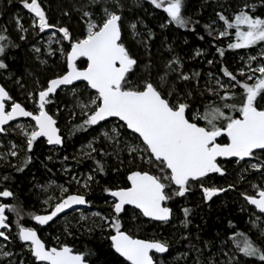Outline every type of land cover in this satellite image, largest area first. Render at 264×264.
<instances>
[{
	"label": "snow or ice",
	"instance_id": "6c2138e0",
	"mask_svg": "<svg viewBox=\"0 0 264 264\" xmlns=\"http://www.w3.org/2000/svg\"><path fill=\"white\" fill-rule=\"evenodd\" d=\"M21 2L25 9L34 14L30 27L38 28L39 32L56 29L62 34V40L70 42V50L65 51L63 46L59 49L65 56V70L48 78L35 92H28V98L33 101L31 110L16 100L4 85H0V133L7 134L13 130L25 138L23 167H27L32 160L27 153H31L40 138H46L49 145L64 143L55 114H50L48 110V105L53 102L51 97L57 90L77 81L84 83L86 91L94 90L95 94L88 96L85 102L73 88L76 105L81 115L86 117L77 127L85 128L106 122L109 118H117L122 123L111 129V135L108 131L102 135L115 145L117 158L121 152L126 151L133 161L148 166L130 167L122 185L104 189L112 198L110 215L94 213L100 217L102 224L112 230L107 238L116 253L130 264H163L162 260L156 258V254L166 253L169 243L160 239H142L126 229L123 217L129 211L126 206H134L131 211L135 213L139 210L138 215L141 217L167 223L173 215L172 208L167 206L168 202L176 197H185L194 186L198 185L202 189L205 200H211L218 193L235 187L234 184H228L226 188L204 186L209 174H225L223 162L230 158H236L237 164L245 165L240 180H244L245 173L251 170L260 173L261 182L251 185L256 190L255 194L242 195L247 203L264 213V160L257 155L258 152L264 154V63L258 62L253 68L251 65L258 61L257 56L248 57L247 71L241 68L234 73L228 67H223L220 70L222 77H212L214 85L206 84L200 89V73L185 72L183 61L177 55L163 61L161 66L154 64L149 54V62L143 64L139 72L134 71L141 66L138 55L131 49L124 34L125 4L122 0H88L81 7L74 5V10L81 14L80 19L84 23V31L80 36H74L67 25L50 23L41 0ZM150 3L167 13L169 24L181 28L193 25L192 30L195 31L194 25L198 21H192L183 14L184 0H150ZM260 4H264V0H260ZM95 5H103L99 13L89 10ZM258 6L255 3H243L230 15H225L223 11L217 12V19L204 27L209 36L227 37L231 41L227 44L228 49H245L257 45L264 47V16L255 14ZM218 22H222L220 29L213 27ZM138 23L144 22L141 20L127 25L133 37L146 35L148 40L154 38L155 33L151 29H147L146 33L137 31ZM144 27L147 28V25ZM17 28L21 33L28 32L19 17ZM6 33L7 29L0 30V69L5 70L8 68L4 59L6 49L18 46ZM55 34L53 32L52 35ZM199 38L203 39L202 36ZM20 39H26V35H21ZM137 43L143 44L144 51L150 53L147 41L141 39ZM216 50L221 56L224 55V48L217 46ZM34 51L39 53L40 49L34 48ZM168 51H174L171 45ZM49 53L55 55V50L49 48ZM195 55L200 56L201 51L197 50ZM259 57L264 59V51L259 53ZM80 58H86V66H79ZM207 63L212 64L213 61L208 60ZM238 76L243 79H238ZM223 77H227V81ZM193 81V88L186 86ZM181 84L185 87L181 88ZM237 88L241 90L239 93ZM194 92L201 98L203 111L196 106L197 97ZM206 93L215 99L204 103ZM21 117L30 118L33 123L15 126L9 123ZM128 130H131L129 138L122 140L123 133ZM133 140L137 143H133ZM121 144L123 147H120ZM88 148L90 151L85 153L86 156H91L93 152L112 154L103 148L98 150L91 143ZM6 155L18 156V146L12 143L9 153L0 154V158ZM95 163L97 172L107 174L101 160H95ZM23 167H18L17 171H23ZM94 179L89 174L83 186L87 188ZM57 187L60 194L49 196L44 201L51 211L32 216L39 225L48 224L73 205L90 203L84 194L70 193L62 185ZM0 198L15 199V194L4 188L0 191ZM7 211L15 213L18 239L27 242L34 264H88L85 253L74 251L66 244L48 246L36 228L20 223L23 209L18 203H0V229H4L0 230V237L4 240L10 239L7 230L11 225L6 222ZM182 211L185 217L182 223L187 226L191 209L185 207ZM231 241L235 242V251L232 255L225 253V264H241L239 253L264 261V246L246 234L234 233ZM11 256L13 253L5 251L4 246L0 245V258Z\"/></svg>",
	"mask_w": 264,
	"mask_h": 264
},
{
	"label": "trees",
	"instance_id": "16d2710c",
	"mask_svg": "<svg viewBox=\"0 0 264 264\" xmlns=\"http://www.w3.org/2000/svg\"><path fill=\"white\" fill-rule=\"evenodd\" d=\"M87 2V0H41L49 17V22L69 26L74 36H80L84 31V23L80 19L81 14L74 10V5L78 8ZM243 3L259 5L255 14L264 16V4H260V0H184L183 14L190 17L192 21H198L194 25L195 31H193V25L181 28L175 24H166V17L164 16L166 12L162 8H155L151 5L150 0H144L141 5L128 3V1L124 2L125 36L127 37L126 23L130 20L136 22L142 20L143 25H147V28H144V33L147 32V29H151L155 33L151 40H148L146 35L144 36L150 53L144 51L143 45L127 39V43L131 45V49L139 57L141 67L136 68L135 71L139 72L143 64L149 62L150 54L151 61L161 66L162 62L170 59L172 55L179 56L183 61L185 72L200 73V89L208 84V80L205 78V72L208 70L223 75L220 70L223 67H228L230 71L236 73L237 67L241 63L240 58L236 56L238 51L227 48V44L231 42L227 41V37L209 36L204 26L217 19V12L223 11L225 15H230ZM89 10L99 13L97 5L92 6ZM25 12L29 13L23 7L21 0H0V30L7 29V36L15 45H18L17 47L9 46L6 49L4 59L8 68L6 70L0 69V82L16 100L26 107H30L28 92H35L45 84L48 78L63 72L66 62L64 55L57 54L48 57L47 63L43 65L36 60L31 45L37 42L38 28L30 27V21L24 15ZM65 12L68 15H64ZM17 15L24 27L28 29L25 34L26 39H20L22 34L17 30L15 20ZM161 25L164 27L161 28ZM213 27L218 29V26L214 25ZM201 36L203 37L202 40L199 38ZM63 45L65 51L70 50L69 41L64 40ZM169 45L174 50L172 53L168 51ZM217 46L225 49L223 56L217 52ZM197 50L203 51V54L196 56ZM208 60H212L213 63H207ZM78 64L84 67L86 60L80 58ZM29 71L32 76H30ZM238 79L243 78L238 76ZM21 85H23V89H20ZM186 86L193 88L195 86L194 81ZM74 87L79 92L80 99L95 94L92 90L86 91L84 83H79L73 87L63 88L51 97L53 102L48 105V110L55 114L64 136L63 146L56 148L59 151L57 155L54 154V149L49 147L45 140L39 139L34 144L31 153H27L32 157L31 163L27 167H23L26 155L25 139L19 134H14L16 131L7 133V136L17 143L19 151L18 156L11 157L9 162H0V189L7 188L14 192L15 199L10 198L7 202L9 204L18 203L22 207L20 223L26 227L32 226L33 215L49 212L39 203L37 183L50 179L63 183L70 179L74 173L89 172L95 179L89 183L86 191H75L71 186L69 192H79L86 195L90 201L89 208L96 209L104 215H110L111 196L104 189L122 185L125 181V174L130 167L137 165L148 167L140 164L139 161H133L132 156L126 151L121 152L117 158L115 145L100 134L102 127L108 126L110 122L116 120L85 128L77 127L82 124L86 117L81 115V111L74 110L76 103L72 93ZM180 87L183 88L185 85L181 84ZM239 91L241 90L237 88L238 93ZM194 96L197 97L196 106L203 111L198 93L194 92ZM213 99L215 97L206 93L203 102L207 103ZM120 123L122 122H118V125ZM129 132L128 130V132L123 133L122 140L129 138ZM92 140L95 143V148L98 150L103 148L105 152L112 154L103 155L99 152H93L91 156H86L79 150V147L81 144ZM132 142L137 141L133 140ZM120 147H123V144ZM257 155L264 160V154L258 152ZM95 160H101L105 164L107 174L96 171ZM235 162L236 160L224 161L225 174L209 175L204 185L205 187L226 188L228 184H234V188L213 197L211 200H205L202 189L198 185L194 186L193 190L185 197H176L168 202L167 206L172 208L173 215L167 223L148 220L139 216L137 211L134 213L131 208H126L129 211L123 214L125 228L140 238L166 240L169 243V251L166 255L157 257L163 261V264H225L227 259L225 253L232 255L235 251V242L231 241V237L237 232L246 234L253 241L264 246V214L250 206L242 195V193L255 194L256 190L251 185L259 184L261 175L259 172L251 170L245 173L244 180H240L239 176L244 164L235 165ZM18 167H23V171H17ZM63 169H67V171ZM4 177L8 179L5 180ZM185 207L191 209L187 226L182 223L185 219L182 209ZM8 214L11 225L8 232L11 237L10 241L7 242V250L14 253L13 256L17 262L25 256L26 262L34 264V257L29 249L18 239L15 213L8 211ZM61 218L41 229L47 244L69 245L74 251L85 253L86 259L91 264H129L111 248V242L107 238L112 231L111 229H106L103 224H95L96 227L88 229L72 225L65 228L59 221ZM239 257L241 264H264V261L258 257H245L243 253H239ZM9 259H0V264H7Z\"/></svg>",
	"mask_w": 264,
	"mask_h": 264
},
{
	"label": "rangeland",
	"instance_id": "374dc122",
	"mask_svg": "<svg viewBox=\"0 0 264 264\" xmlns=\"http://www.w3.org/2000/svg\"><path fill=\"white\" fill-rule=\"evenodd\" d=\"M127 1H128V3H136L138 5H141V4L144 3V0H122L123 3L124 2H127ZM97 6H98L99 12H100L101 7L103 5H97ZM109 6L111 7V5H109ZM27 11H29V10H27ZM164 14H165L164 16L166 17V24H169L168 23V19L169 18L167 16V13H164ZM24 15L30 21V25H31L34 14H31L30 12L29 13L28 12H25ZM18 17H19L18 15L15 16L16 26H17V18ZM19 21H20V17H19ZM132 22H136V21L135 20H130L129 22L126 23V34H127V38H128L129 41H132V42L138 44L137 41L138 40H141V39L144 40V36H142V37H133L132 36L131 29L127 28V25L129 23H132ZM20 23L24 26V24H23L22 21H20ZM215 26H218V29H220L222 27V22L215 24ZM144 28L145 27H144L143 24H139V23L137 24V31H139L141 33H144ZM17 30H19V29L17 28ZM53 32L56 33L55 36L52 35ZM37 33H38L37 42H35L33 45H31V49L33 50V52L35 54L36 60L40 64H42V65L43 64H46V63H41V61H47L48 60V57H50V56L53 57L54 56V55H50L49 48H51L52 50H55V54H57V55H63L59 51V49L61 48V46H63V48H64V45H63V41L64 40L61 39V37H62V34L61 33H59L58 31H56V29H47L44 32H39V30L37 29ZM21 34L22 35H25V33H21ZM35 35H36V33H35ZM57 41H59V43H57ZM227 41H230V40L227 39ZM139 45H143V44H139ZM34 48H39L40 49V52L39 53L35 52L34 51ZM251 48L235 49V50L238 51V55H236V56H238L240 58V61H241V63H239L240 65L237 67L236 73L241 68H245V71H247L246 65L248 64V57L249 56H257L258 57V61L252 62V65L251 66L253 68H255L257 66V63L258 62L264 63V59H262V58L259 57V53L261 51H264V47H262L260 45H257V46H253ZM201 54H203V51H201ZM210 74H212V75H210ZM30 76H32V73L31 72H30ZM205 76H206L205 78L208 80V84L209 85H214L215 84V80L212 78L213 76L218 77V78L219 77H222V75H220L218 73H215L213 71H210V70H208V71L205 72ZM223 79L225 81H227L228 78L227 77H223ZM23 88H24L23 85H21V88L20 89H23ZM61 90H63V88ZM72 93H73V91H72ZM82 100H85V102H86V98H84ZM74 110H79L80 111V109L76 105V103H75ZM30 122L31 121H28V120H21V121L17 122L15 125L21 124V123H23V124H31ZM118 122L119 121L116 120V121L110 122L108 126L102 127L100 129V134L102 135L103 132L108 131L109 132V135H111L112 134L111 133V129L113 127H117L118 126ZM10 131H11V133L12 132L13 133L15 132L13 130H10ZM14 134H19L20 136H22L18 131H16V133H14ZM12 143H15L17 145V143L15 141H13L11 139V137H9L7 135H0V154H7V153H9V151L11 149V144ZM90 143L93 146L95 144L93 140L92 141H89V142H86V143H83L79 147V150H81V152H83V153L89 152L90 149L88 148V145ZM133 143H137V142H133ZM57 147L58 146H52L51 147V148L54 149L53 152L56 155H57V152H59L58 150H56ZM11 157H12L11 155H6V157L0 158V162L1 161L2 162H9ZM252 162H255V160H253ZM235 165H238V164L235 162ZM63 170H65V169H63ZM89 174H90L89 172L88 173H85V172L79 171L77 173H74L70 177V179H68L66 182H63V183L55 182L54 180H51V179L50 180H46L45 182L37 183L36 184V188H38V191H39V203L41 204V206H43V208L49 209L50 207L47 204H45L44 201L47 200L49 196H57V195H59L60 192H59V188L57 186H60V185H62L64 187H67L69 190H70V187L73 186V188H74L75 191H78V190H85L86 191L87 188H85L83 186V184H84V181H85V179L87 178V176ZM73 177H75V179H73ZM77 181H79V183H77ZM49 185H51V187H48ZM42 186H44V187H42ZM54 202L55 201H53V203ZM94 213H100L101 215H104V214H102L100 211H98L96 209H92V208H82V209H79V210H77L75 212H72L70 214H67V215L63 216L59 221H60L61 224H63V226H65V228H69L70 225H72V226H76V227L82 226L83 228L88 229V228H91V227H96V226H94L95 224L96 225H98V224L101 225L102 224V222L100 220V217L94 215ZM103 225L105 226L106 229H109L106 224H103ZM7 233L11 237V234L8 231H7ZM9 241H10V239L9 240H4V239L0 238V245H3L4 246V250L5 251H8L7 250V242H9ZM25 247H27V246H25ZM18 254H20V253H18ZM7 258H10L9 260H7V264H9V262H11V264H21V261L23 262V264H29V262H26L25 261L26 260L25 259L26 258L25 256H23L20 259L19 262L16 261V258L14 256L7 257ZM0 259L2 260V259H5V258H0Z\"/></svg>",
	"mask_w": 264,
	"mask_h": 264
},
{
	"label": "water",
	"instance_id": "95a60500",
	"mask_svg": "<svg viewBox=\"0 0 264 264\" xmlns=\"http://www.w3.org/2000/svg\"><path fill=\"white\" fill-rule=\"evenodd\" d=\"M85 60H86V58H84ZM79 83H83V82H80V81H77V82H74V84L73 85H68V86H61V89L62 88H67V87H73V86H75V85H77V84H79ZM0 85H3L2 83H0ZM6 88V87H5ZM7 89V88H6ZM61 89H58L57 91H59V90H61ZM8 90V89H7ZM9 91V90H8ZM92 91H94V90H92ZM26 120V119H30V118H26V117H21V118H17V120H15V121H12V122H9L10 124H12V123H15V122H17V121H19V120ZM110 120H118L117 118H109V120L108 121H110ZM107 122V121H106ZM102 123H105L104 121H102V122H100L99 124H102ZM58 126V125H57ZM59 127V126H58ZM60 128V127H59ZM60 130H61V128H60ZM129 131H131V130H129ZM61 135H62V133H61ZM63 136V135H62ZM64 138V137H63ZM40 139H43V138H40ZM45 140H46V138H44ZM52 146H63V144L62 145H52ZM228 160H236V158H230V159H228ZM227 160V161H228ZM209 175H212V174H209ZM0 191H2L1 189H0ZM223 193V192H222ZM222 193H218L217 195H219V194H222ZM85 197H86V199L88 200V197L85 195ZM1 199L2 200H8L9 198H0V203H6V202H1ZM89 201V200H88ZM250 205V204H249ZM250 206H252V205H250ZM88 207H90V203L89 204H84V205H73L71 208H69V209H66L65 210V212L64 213H61V214H59L58 215V217H56V218H54L53 219V221H50L48 224H46V225H40L41 227H45V226H47V225H49V224H51L52 222H54L55 220H57V219H59L60 217H62L63 215H65V214H67L68 212H72V211H74V210H77V209H81V208H88ZM126 207H134V206H126ZM253 208H255V206H252ZM256 209V208H255ZM258 212H260L258 209H256ZM139 211V210H138ZM261 213V212H260ZM43 214H47V213H43ZM43 214H41V215H43ZM262 214H264V213H262ZM6 215L8 216V211L6 212ZM145 218V217H144ZM146 219H148V220H151L150 218H146ZM8 221H9V216H8ZM8 221H6L7 223H9ZM34 222L36 223V224H38V222L37 221H35L34 220ZM159 222V221H158ZM39 225V224H38ZM0 230H4V229H0ZM38 232V231H37ZM39 234V233H38ZM2 238V237H1ZM140 238V237H139ZM4 239V238H3ZM42 239V238H41ZM142 239H144V238H142ZM43 240V239H42ZM23 242V241H22ZM24 244H27V242H23ZM69 246V245H68ZM69 247H71V246H69ZM72 248V247H71ZM113 249V248H112ZM114 250V249H113ZM168 251H169V249H168ZM167 251V252H168ZM114 252H115V250H114ZM167 252L166 253H164V254H156V256H164V255H166L167 254ZM116 253V252H115ZM117 255H119L118 253H116ZM120 256V255H119ZM121 257V256H120ZM122 259H124L125 261H126V259L125 258H123V257H121ZM127 263H129L130 264V262H128V261H126ZM40 263V262H39ZM88 264H91L90 262H88Z\"/></svg>",
	"mask_w": 264,
	"mask_h": 264
},
{
	"label": "flooded vegetation",
	"instance_id": "af4514ba",
	"mask_svg": "<svg viewBox=\"0 0 264 264\" xmlns=\"http://www.w3.org/2000/svg\"><path fill=\"white\" fill-rule=\"evenodd\" d=\"M1 83V82H0ZM10 92V91H9ZM11 94V93H10ZM29 103H30V107H26L25 105V107L26 108H29L30 110L32 109V107H33V101H32V99L30 98L29 99ZM50 112V111H49ZM50 114H52L51 112H50ZM22 120V119H21ZM21 120H19V121H21ZM24 120V119H23ZM26 120H28V121H31V119H26ZM19 121H17V122H19ZM17 122H15V123H12L11 125H15ZM108 122V121H107ZM30 123H33L32 121L30 122ZM57 125H58V123H57ZM59 126V125H58ZM62 133V132H61ZM1 135H7V134H4V133H0ZM63 135V134H62ZM64 137V136H63ZM25 139V138H24ZM43 140H45L44 138H43ZM46 141V140H45ZM49 145V144H48ZM49 147H52V145H49ZM58 147H61V146H58ZM225 161H227V160H225ZM228 161H232V160H228ZM1 190H4V189H1ZM10 199V198H9ZM8 199V200H9ZM8 200H2L1 199V202H6V203H8L7 201ZM111 200H112V198H111ZM126 208H131L132 209V207H126ZM44 209H46V208H44ZM49 211L51 210V208H49L48 209ZM137 212H139L138 210H136ZM39 214H43V213H39ZM68 214V213H67ZM66 215V214H65ZM8 216H9V214H8ZM64 216V215H63ZM9 221H10V218H9ZM8 221V222H9ZM52 224V223H51ZM51 224H49V225H51ZM49 225H47V226H45V227H41L40 225H38V224H36L35 222H34V219H33V223H32V226H29V227H34V228H36V230L38 231V233H39V235H40V237L43 239V241L45 242V240H44V237H43V234H42V232H41V229H43V228H46V227H48ZM10 228H11V226H10ZM9 228V229H10ZM8 229V230H9ZM7 230V231H8ZM1 238V237H0ZM3 239V238H2ZM46 243V242H45ZM46 245H48V246H57V245H60V244H57V243H54V244H47L46 243ZM24 246H27V244H24ZM159 258L160 256H156V258ZM36 264H40L39 262H36Z\"/></svg>",
	"mask_w": 264,
	"mask_h": 264
},
{
	"label": "bare ground",
	"instance_id": "6f19581e",
	"mask_svg": "<svg viewBox=\"0 0 264 264\" xmlns=\"http://www.w3.org/2000/svg\"><path fill=\"white\" fill-rule=\"evenodd\" d=\"M89 208V207H88ZM82 209V208H81ZM77 210H79V209H77ZM77 210H74V211H77ZM51 211V210H50ZM49 211V212H50ZM74 211H72V212H74ZM45 213H48V212H45ZM68 213H71V212H68ZM63 217V216H62ZM61 218V217H60ZM22 242V241H21ZM23 243V242H22ZM24 244V243H23Z\"/></svg>",
	"mask_w": 264,
	"mask_h": 264
}]
</instances>
